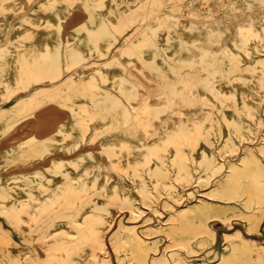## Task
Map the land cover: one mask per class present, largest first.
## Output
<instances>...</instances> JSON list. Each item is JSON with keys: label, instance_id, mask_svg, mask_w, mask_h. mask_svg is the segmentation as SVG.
Wrapping results in <instances>:
<instances>
[{"label": "rangeland", "instance_id": "obj_1", "mask_svg": "<svg viewBox=\"0 0 264 264\" xmlns=\"http://www.w3.org/2000/svg\"><path fill=\"white\" fill-rule=\"evenodd\" d=\"M162 1V13H164L162 21L155 18H150L148 22L138 20L134 25L128 26L124 33L116 29L106 18L108 24L103 33L105 32L108 35L105 46L109 51L115 52L119 48L120 50L127 48L137 56L135 65L131 66L120 55V59L125 64L123 66H126L125 72L128 71L129 75L125 72L115 74L113 78L116 84H119L122 90H133L136 84H140L142 88L149 91L153 99L169 100L168 104L177 110L179 118L175 122L168 140H166L168 136H162L156 146H150L149 148H147L149 144L140 142L141 152L139 157L135 161H130L128 158L127 171L120 172L122 178L128 183L129 190L136 196V204L142 206L139 213L135 217H132L131 211L123 210L121 214L119 213L118 223L106 233L105 246L98 243V235L95 237L84 236L88 231H83V240L89 243L92 242L97 253L95 258L91 259L93 263L97 260L99 262L97 264H132L130 249L133 242L132 238L136 235L135 228L148 237L146 244L160 247L169 246V256L172 258L170 264H179L178 259L181 256L196 261H218L224 250L227 249V245L236 240V238L226 239V232L234 233L241 230L250 239V244L255 241L264 243V207L261 208V205L256 201V197H251L247 192V187L252 185L253 173L264 171V150L262 149L264 144V71H259L257 67V61L264 60V40L257 39L256 44L249 42L250 49L245 54L242 49L246 45V38L243 33V25L245 24L241 18V16H245L249 19L262 14V20L257 21L259 26L256 31L259 34L261 32L262 39H264V0H180V2L192 5L189 13L181 10L175 0ZM47 7L51 8L53 12L47 13L45 11ZM92 8L98 10L95 5L87 7V10ZM116 11L118 13L117 20L120 23V16H123V12L118 4H116ZM0 14H5L2 7H0ZM89 15L90 11L86 12V9L82 7L70 8L60 14L51 5V0H27L25 5L12 12L4 35L0 38V82L4 83L7 80L11 69L10 62L13 58L19 59L22 67L27 66V68H30L29 71L32 76L28 78L22 71V67L20 68L19 74L23 78V83H21L19 91L12 99L4 101L0 96V116L3 115L4 118L6 114H13V112L19 111L27 105L29 107V104H32V106L34 104L35 107L31 112L46 109L51 105H56L59 110L66 111L61 106L62 102L69 105L74 103L73 106L80 104V102H87V100L75 101L64 97L66 89H71L66 82V74L72 69L70 71L66 69L63 76L53 82H36V68L39 66L46 68L43 64V57L40 56L35 62L28 63L26 62L25 53L21 50L26 47L28 50L36 49L39 54L51 53L52 69H63L66 62L67 46L71 41H74L70 37V32H73L77 39L83 41L95 38V33L88 27L86 22ZM182 17L188 19V27L197 37L190 41L180 42L177 49L180 52L176 54L174 59L168 50L170 44L161 42L160 38L161 34L168 33L170 27L179 30L177 23ZM229 18L234 23L232 29L227 22ZM20 22L29 26L25 28L22 34L13 36ZM203 32L211 41H222L228 35L230 36L234 47L228 50V65L223 64V57L213 56L209 45L197 43L202 40L199 36ZM41 40L44 45H40L39 41ZM92 59L106 60V58L94 55L88 60H83L81 65H90ZM86 73H93L101 80L99 72L97 73L95 69H90ZM154 73L157 74L154 75ZM188 75H191L189 84L193 86L190 90H186ZM218 78L229 82L241 81L251 91L252 99L257 105L253 109L255 117L247 114L244 108L238 110V113L253 128L251 132L247 128L243 129L242 134L231 132V136L234 137L237 143V149L221 154L217 146L214 148L219 159L218 172L215 177L223 176L219 182L213 179L206 180L203 177L208 160L206 151L203 149L201 152L202 166L196 168L194 146L188 144V140H192L194 137L208 139V136H211L216 143L220 141L222 133L219 129V118L213 115L214 107L219 106V116L222 117L227 116V111L225 104L221 101L224 90L217 84ZM251 78L255 80L256 87L253 85L251 81L253 79ZM102 85L107 92L102 93L100 104L105 111V119L109 127H117L116 124L120 119V138L124 143L129 141L133 143L136 135L129 130L127 124V121L131 120L127 117L132 111L130 102L121 93V90L119 91L114 86L105 83H102ZM78 91L79 93L82 92L81 89H78ZM84 91L86 94L91 93L88 88ZM184 91L186 92L182 95ZM230 93L234 103L237 104L238 90L233 88ZM116 96L120 98V118L116 113L118 101ZM62 113L61 120L66 121L69 117L68 112ZM144 113L142 114L147 115ZM197 129H200V132L194 134ZM96 136L97 134L93 132L89 143ZM36 138L39 144L45 141L43 136H37ZM121 143L120 148L115 143L108 142L106 144H87L80 149L78 140H72V147L76 149L70 153L63 152L61 147L60 150L50 153L45 162L42 159L28 167L21 165L10 169L7 167L2 168L0 170V190L24 187L31 193L33 190L29 187L30 184L42 185L46 181L55 180L54 175L58 172L69 175L70 165L74 163H79L84 173L80 176L81 181L79 184L74 182L68 184L66 180L63 181V184H59L50 197L40 201L33 211H29V208L33 207L32 204L30 205L23 199L12 202L4 210H1L0 219L6 229L0 225V264H9L5 261L3 255L14 256L25 251L41 256L43 258L41 264H59L58 255L60 253L79 256L88 247H92L84 243L59 244L57 238L51 236L45 240L42 235L58 224L73 225L76 217L81 213L84 214L92 207L94 200L90 196L87 197L88 193L85 190V183L90 182V168L85 165L84 155L91 152V149L118 151L121 149ZM175 146L185 152L183 162L185 168L189 171L188 177L190 178L185 183L179 182L175 178V167L171 163V151ZM20 151L19 148L13 150L15 153H20ZM54 156L59 157L57 166H53L52 163ZM157 156L163 159L170 168L171 179L184 194L182 199L177 200L178 191L175 190L174 186H161L162 196L153 187L150 165L152 161L157 159ZM9 158L10 156L3 155L0 157V164L3 160ZM256 160L260 162L255 163ZM44 163L48 166L47 170L52 176H49L45 171ZM133 169L137 170L149 184L152 190L151 201L158 205L159 211H156L151 204L144 203L140 199L139 188L132 177ZM16 174L24 178L25 182H15L13 177ZM230 175L232 178H230ZM4 178L5 181H3ZM237 188L244 193L243 200H253L252 212L263 216L260 231L251 230V220L241 215H232L228 223L216 215H211L208 221L212 228L217 231L215 242L206 224L203 221L199 222L198 218L203 212L201 210L191 211L188 206L190 203L195 204L198 200H202L204 196L207 199L215 200L216 205L225 203L226 200L218 195H222L223 191L234 192ZM98 190L102 191L101 189ZM70 191H77L76 203H74ZM115 192H118V190ZM89 193H92V191H89ZM192 193H194L193 197H191ZM32 195L35 196V193H32ZM104 200L107 204L113 206L121 204L120 199L112 198L110 195H104ZM165 201H168V204H165ZM172 205H174L173 209ZM239 206L247 210V207L242 203H239ZM32 216L37 220L32 221ZM121 218L124 220V226L119 228ZM186 218L197 222L196 227L188 226L181 229V225L184 226L187 221L184 222ZM198 222L199 226H197ZM31 236L33 237L32 243L35 244L33 246L28 242ZM60 239L63 240L62 237ZM51 257L55 261L47 262ZM122 258H124L123 261H121Z\"/></svg>", "mask_w": 264, "mask_h": 264}, {"label": "bare ground", "instance_id": "obj_2", "mask_svg": "<svg viewBox=\"0 0 264 264\" xmlns=\"http://www.w3.org/2000/svg\"><path fill=\"white\" fill-rule=\"evenodd\" d=\"M139 1V2H138ZM181 10L186 13L191 12L192 5L180 2V0H175ZM27 0H0V7L5 10V14H0V38L3 37L6 25L9 24L11 19V14L17 8L25 5ZM116 4L119 5L123 16H120V23L117 20ZM51 5L58 10L60 14H63L70 8L82 7L86 9V12L90 11V15L87 18V25L95 33V38L88 41H83L77 39L73 32H70V37L74 39L67 46L65 57L66 62L63 69L57 68L52 69V54L44 52L39 54L34 48L31 50L24 47L21 51L25 53L26 62H35L38 57H43V64L46 66V70L43 66L36 68L35 81L43 82H53L54 80L60 79L65 73L66 69L71 70L66 75V82L70 85L71 89H66L64 94L65 99H73L75 101L87 100V102H80V104L69 105L66 102H62L63 108L66 111L58 109V106L51 105L48 108L39 110L36 112H31L34 109V104H29L19 111L13 112V114H6L0 116V157L3 155H8L10 158L8 160H3L0 164V170L4 167L15 168L16 166H30L31 164L37 162L38 160L47 159L50 153L56 152L63 149V152L70 153L73 151L72 140H78V147L80 149L84 148L87 144H106L108 142L115 143L116 146L121 149L118 151L111 150H94L84 155L85 165L90 168V182L85 183V190L91 199L94 200L92 207H90L84 214L81 213L78 217L74 219L73 225H56L50 228L48 231L44 232L43 239H48L53 236L59 240V244H89L92 247H88L85 252L79 256H72L71 254H59L58 260L59 264H97L91 262V259L97 254L92 242H85L83 240L84 236H96L98 235V243L105 246L106 233L109 229L114 227L118 223L119 213L123 210L131 211L132 217H135L139 213V209L142 206L137 205L135 202V195L128 188V183L122 178L120 172L127 171L126 163L128 158L130 161H135L141 152V143L149 144L150 146H156L158 141L161 140L162 136H168L166 140L169 139L171 131L175 126V122L179 118V114L174 107H170L166 99L155 98L153 99L149 94V91L142 88L140 84H136L133 90H122L119 84H116L113 76L120 72H125V67L123 66L124 61H127L131 66H134L137 61V56L131 53L127 48L117 51H109L105 46V40L108 38L103 30L107 29L106 18L111 22V24L118 29L120 32L124 33L128 26L134 25L138 20H143L148 22L150 18H155L158 21L163 20V1L162 0H51ZM95 5L97 9L92 8L87 10V7ZM47 13H52L51 8H46ZM262 14L247 18L241 16L243 25V33L246 38V45H244L243 52L246 54L250 49L249 42L256 44L258 40L262 39V33L260 34L256 31L259 26L258 20H262ZM229 27L234 28L233 21L229 18L227 19ZM249 22V23H247ZM189 21L186 17L179 19L176 28L170 27L168 33L161 34L160 41L163 43L170 44V55L175 59L176 54L180 51L177 50L180 42L190 41L196 34L191 32L188 27ZM29 25L20 22L17 26L16 34H22V32ZM206 33H202L199 37L202 38L198 41V44L209 45L210 52L213 53L214 57H223V64L228 65V50L234 47L233 40L230 39L228 35L222 41L210 40L206 37ZM40 45L44 43L39 41ZM226 46V47H225ZM197 49V48H195ZM17 52V51H16ZM43 52V51H42ZM121 52V53H120ZM174 54V55H173ZM94 55L103 57L102 59H92L91 64L88 66L81 65L83 60H88ZM170 56V57H171ZM97 58V57H96ZM135 61V62H134ZM225 61V63H224ZM10 72L7 80L2 83L0 82V96L6 101L12 99V97L19 91V86L23 83V78L19 74L21 66V61L19 59L13 58L10 62ZM257 67L259 71H264V60L257 61ZM153 68V66H152ZM90 69H95L97 73L101 76V80L97 75L86 72ZM30 68L27 66L22 67V71L29 78L32 76L30 74ZM128 74L129 72H125ZM157 73H154V75ZM129 75V74H128ZM191 75L187 76L186 90L193 88L189 84V78ZM253 79V78H251ZM253 85L256 87L255 80H251ZM102 83L109 86H114L117 90H121V93L127 97L131 104V112L128 114L127 121L128 128L130 131L135 133V140L133 143H124L120 138V119L117 122V127H109L105 119V111L102 109L100 104L102 93H106L107 90L103 88ZM217 84L221 86L224 90L223 97L221 99L222 103L226 106L227 116H219V106L214 107V114L219 118V129L222 133L220 141H216L208 136V139H198L194 137L192 140H188V144L194 146L195 154V164L196 168L202 166L201 152L204 149L207 156V164L204 168L203 177L207 179H213L219 182L222 177H215L218 172L219 159L214 148L217 146L221 154L226 153L229 150H236L237 143L234 137L231 136V132L237 134H242L243 129H248L252 131V125L249 124L246 119L238 113L239 109L244 108V110L250 116L255 117L253 109L256 108V103L252 99V93L241 81L237 80L235 82L224 81V79L218 78ZM91 91V93L86 94L84 89ZM236 88L238 90V102L234 103V99L231 96L230 90ZM78 89L82 92L79 93ZM84 91V92H83ZM109 91V90H108ZM118 91V92H119ZM186 91L182 93L184 95ZM117 97V96H116ZM0 98V99H1ZM103 98V97H102ZM68 99V100H69ZM116 113L120 118V98L117 97ZM70 101V100H69ZM77 103V102H76ZM38 109V108H37ZM8 112V111H6ZM62 112H68V119L66 121L61 120L63 116ZM147 115H143L142 113ZM144 113V114H145ZM17 114L16 116H14ZM198 116V115H197ZM199 117V116H198ZM214 117V116H213ZM212 118V117H211ZM127 119V120H128ZM185 119V118H183ZM213 119V118H212ZM13 121V122H12ZM12 122V123H11ZM95 132L97 136L90 141L91 134ZM200 129H197L194 134H198ZM37 136H43L44 140L42 144L37 143ZM93 138V137H92ZM141 142V143H140ZM21 149L20 153L13 152L14 149ZM264 150V144L262 145ZM121 152V154H120ZM94 155V157H92ZM185 152L180 148L175 146L171 151V160L175 167V178L179 182L185 183L189 181L188 170L185 168L183 157ZM256 160L255 163H259ZM53 166H57L59 163V157L54 156L52 158ZM49 165V164H48ZM45 171L52 176L47 170L46 164H43ZM150 176L151 183L157 191L163 195L161 186H169L175 188L178 191L177 200L183 198L179 186L175 185L171 179V170L168 168L167 163L157 156V159L151 162L150 165ZM84 171L79 163H74L70 165L69 175L62 174L61 172L56 173L55 180L46 181L42 185H32L29 187L35 193L32 195L26 188L20 187L11 190H0V212L4 210L10 203L15 202L19 199H23L25 202L32 204V208L29 211H33L34 207L42 200L47 199L52 195V192L59 186L66 183L74 182L79 184ZM132 177L139 188L140 199L144 203L151 204L156 211H159V207L155 202L151 201L152 190L149 187L147 181L141 176V174L133 169ZM230 178L232 176L230 175ZM15 182L23 183L25 179L19 174L13 177ZM5 181V178L3 179ZM218 188V187H217ZM98 189H101L100 192ZM118 190V192H115ZM92 191V193H89ZM247 192L251 197H256L257 203L264 207V171L262 173H253L252 175V185L247 187ZM243 192L237 188L234 192L223 191L222 195H218L220 198L226 200L225 203L216 205L215 200L207 199L202 197V200H198L195 204L188 206L189 210L196 211L201 210L203 213L200 215L199 222L203 221L207 229L211 231V237L213 241L217 240V231L212 228L208 219L211 215H216L223 221L228 223L232 215H241L251 220L250 229L260 231V226L263 221V216L257 215L252 212L253 200H243ZM70 195L76 203L77 191H70ZM104 195H110L112 198H118L121 201L120 205H109L104 200ZM193 197L194 193L191 194ZM213 195V194H212ZM239 203H242L247 207V210L241 208ZM168 204V201H165ZM174 205H172V209ZM172 212V211H171ZM253 213V214H252ZM174 214V213H172ZM235 218V217H234ZM32 221H35V217H31ZM187 220V221H186ZM186 221V222H185ZM184 226L181 225V229L188 226H195L197 222L192 221L189 218L184 220ZM199 222L198 225L199 226ZM232 222V221H231ZM124 220L120 219L119 228L123 227ZM0 225L3 226V222L0 219ZM230 225V224H229ZM4 227V226H3ZM4 229H6L4 227ZM83 231H88L83 236ZM135 237L132 238V247L130 249L132 264H170L171 259L169 256V246H150L146 244L148 237L139 232L135 228ZM63 238L61 240L60 238ZM225 237L228 240L236 238L235 241H231L227 245V249L224 250L221 258L216 262L211 261H196L192 259H186L185 257H180L178 259L179 264H264V243L255 241L250 244V239L241 231L237 230L234 233L226 232ZM211 239V240H212ZM33 237H29L28 242L33 246ZM176 244V242H174ZM35 245V244H34ZM4 246V245H3ZM3 250V249H2ZM1 251V250H0ZM4 251V250H3ZM4 253V252H2ZM5 261L9 264H41L43 258L37 254H31L27 251L15 254L14 256L3 255ZM124 258L121 259L123 261ZM55 261L51 257L47 262Z\"/></svg>", "mask_w": 264, "mask_h": 264}]
</instances>
